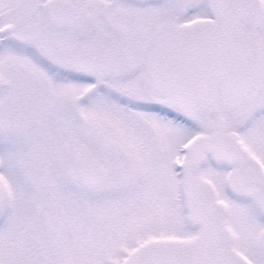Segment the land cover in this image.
Listing matches in <instances>:
<instances>
[{
  "label": "snow or ice",
  "instance_id": "6c2138e0",
  "mask_svg": "<svg viewBox=\"0 0 264 264\" xmlns=\"http://www.w3.org/2000/svg\"><path fill=\"white\" fill-rule=\"evenodd\" d=\"M0 264H264V0H0Z\"/></svg>",
  "mask_w": 264,
  "mask_h": 264
}]
</instances>
